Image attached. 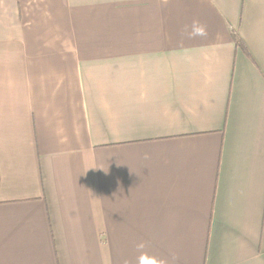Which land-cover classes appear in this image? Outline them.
I'll return each mask as SVG.
<instances>
[{
	"label": "crops",
	"instance_id": "obj_1",
	"mask_svg": "<svg viewBox=\"0 0 264 264\" xmlns=\"http://www.w3.org/2000/svg\"><path fill=\"white\" fill-rule=\"evenodd\" d=\"M0 264H264V0H0Z\"/></svg>",
	"mask_w": 264,
	"mask_h": 264
},
{
	"label": "clouds",
	"instance_id": "obj_2",
	"mask_svg": "<svg viewBox=\"0 0 264 264\" xmlns=\"http://www.w3.org/2000/svg\"><path fill=\"white\" fill-rule=\"evenodd\" d=\"M206 34L205 28L203 25H201L198 21H193L190 31L188 35L190 37H196V36H204ZM143 245H138V247H142Z\"/></svg>",
	"mask_w": 264,
	"mask_h": 264
}]
</instances>
